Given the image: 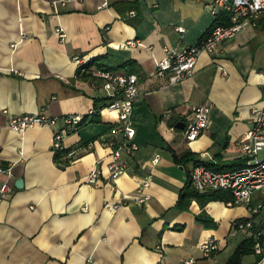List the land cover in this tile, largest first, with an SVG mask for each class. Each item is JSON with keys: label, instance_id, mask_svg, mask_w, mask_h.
I'll return each instance as SVG.
<instances>
[{"label": "crops", "instance_id": "obj_1", "mask_svg": "<svg viewBox=\"0 0 264 264\" xmlns=\"http://www.w3.org/2000/svg\"><path fill=\"white\" fill-rule=\"evenodd\" d=\"M50 1L0 0V166L7 168L0 185L11 189L0 199V264L224 263L245 235L233 221L263 220L264 204L253 213L244 202L201 204L208 189L197 190L185 207L175 203L193 159L226 169L250 158L241 139L264 97V20L200 51L193 73L169 82L168 74H156L155 62L165 46L180 50L199 40L217 15L210 0H130L137 5L130 9L121 3L129 0H66L57 11ZM73 55L82 62L98 56L114 67L133 60L127 67L138 75L131 117L138 148L115 178L103 139L117 113L101 106L104 99L94 119L69 126L62 138L76 157L65 165L53 159L52 135L62 117L86 114L104 96L77 71ZM201 101L209 103L208 124L189 141L176 124L185 125ZM34 112L56 121L20 131L5 124L10 114ZM93 169L98 176L88 182ZM147 175L150 198L142 204L135 196ZM260 199L256 193L251 203ZM201 212L214 226L197 218ZM208 238L217 248L204 256L200 243ZM241 260L264 264V255Z\"/></svg>", "mask_w": 264, "mask_h": 264}, {"label": "built area", "instance_id": "obj_2", "mask_svg": "<svg viewBox=\"0 0 264 264\" xmlns=\"http://www.w3.org/2000/svg\"><path fill=\"white\" fill-rule=\"evenodd\" d=\"M66 0H51L50 3L55 11L58 5H64ZM211 11L217 14L220 11L228 15L227 24H215L209 34L200 42L188 44L182 49L174 47H164V55L155 62V72L158 75L168 74V81L175 82L193 73L198 54L200 51H212L217 44L237 32L247 28L255 27L259 20H264V0H210ZM134 14V11H130ZM177 30L182 31V26H177ZM60 35L61 29H58ZM131 43V41H128ZM73 60L82 62V56L73 55ZM93 80L91 84L94 88L101 90L104 96L108 97L104 108L115 110L116 120L110 124L109 134L103 139V144L109 147L108 169L112 178L124 173L128 165V156L138 148V144L133 140L135 129L131 123L133 113L134 98L137 94L138 75L133 71L103 68L91 66ZM264 74V69H263ZM192 118L184 125V136L187 140L195 139L201 130L208 124L209 103L198 102L191 107ZM92 112V109L89 111ZM88 112V113H89ZM252 112V125L244 134L242 140V150L250 158L245 164L226 169H214L204 162L194 163L189 171L190 185L196 190L206 189H226L232 195L231 200L226 204L244 202L250 212H258L264 204V97L262 103L254 106ZM82 118V115L71 114L62 117L63 126L55 129L52 135L51 147L53 150L62 148V138L67 132V128L75 125ZM55 117L42 113H13L8 116L5 124L12 130L20 131L34 124H53ZM2 122L0 121V126ZM76 149H68L63 157L68 162L76 157ZM159 160V153L151 157L153 164ZM7 168L0 166V172ZM98 176V171L93 169L87 176L88 182H94ZM149 185L148 175L144 177L137 187L136 201L146 204L150 198L146 191ZM11 189L6 184L0 185V199L2 195ZM261 194V199L255 204L251 203L254 194ZM250 221L239 223L238 228L248 227ZM217 248L216 241L208 238L200 243V249L204 256H210ZM255 252H261V246L255 243ZM189 260L185 261L186 264Z\"/></svg>", "mask_w": 264, "mask_h": 264}, {"label": "trees", "instance_id": "obj_3", "mask_svg": "<svg viewBox=\"0 0 264 264\" xmlns=\"http://www.w3.org/2000/svg\"><path fill=\"white\" fill-rule=\"evenodd\" d=\"M121 3H122V7L127 8V9L137 8V5L134 3V1H130V0L129 1H122ZM227 23H228V15L226 14V12H224V11L218 12L216 17L213 19L212 23L202 33V35L200 36V38L197 42L202 41L209 34L212 26H214L215 24H227ZM99 58L100 57H98V56H94L91 59L80 62L77 65V71H79V72L82 71L83 74L89 75L90 81H92L94 78L93 75L91 74V71L89 70L90 67L93 66V64L95 66H99V67H103V68H111V69H119V67H123V68L128 69L127 71L135 72L132 68L129 69L127 67V65H131L130 63L133 62L132 59H127L126 61H124L121 64L114 67V66L105 65L103 63H99V61H98ZM100 99H104V103L101 105V106H103L107 103L108 97H106V96L96 97L94 100V106L92 108V112L83 114L81 120L77 123V125L81 122H85V120L88 116H91V120H92L99 114V108H97V107L99 106L98 101ZM68 149H70V148L62 147V148L56 149L54 151L53 159L55 162H57V164L65 165L66 163H68L67 159H65L63 157L64 152ZM183 157L182 156L180 158L175 157V159L181 160V159H183ZM185 157H187L188 159H193V157L190 158L189 155L188 156L186 155ZM198 162H204V161H200L198 159H193V163H198ZM204 163L207 164L208 166L214 168V169H221L219 167L217 168V167L212 166L208 162H204ZM197 193H198L197 190L194 189L190 185V182L188 180V183L186 184L185 188H183L179 192V195H178V198L176 200L175 205L177 207L187 206L189 197L196 195ZM210 199L231 200L232 195L226 189H221V188L208 189V191H206L202 194V198H201L200 202H201V204H203L207 200H210ZM197 218L199 220H201L206 225L214 226V224H215L213 222V219L211 217H209L207 214H205L204 212L197 214ZM246 221H250L251 224L248 227L239 228V229L245 230V235H243L242 238H240V240L236 243L232 252L229 254L226 261L222 264H245L242 262L241 259H242L243 255L248 254V253H255V261H259L263 257V255H264V219L261 221L260 220L255 221L252 217H247V216L240 217V218L235 219V221H233V228H238L237 226L239 223H241V222L245 223ZM256 242H258L259 245L261 246V252H258V253L255 252V243Z\"/></svg>", "mask_w": 264, "mask_h": 264}, {"label": "water", "instance_id": "obj_4", "mask_svg": "<svg viewBox=\"0 0 264 264\" xmlns=\"http://www.w3.org/2000/svg\"><path fill=\"white\" fill-rule=\"evenodd\" d=\"M176 126L182 128V127L184 126V123L176 124ZM20 183H21V180H20V179H17L16 182H15V184H16L17 186H20V185H21Z\"/></svg>", "mask_w": 264, "mask_h": 264}, {"label": "rangeland", "instance_id": "obj_5", "mask_svg": "<svg viewBox=\"0 0 264 264\" xmlns=\"http://www.w3.org/2000/svg\"><path fill=\"white\" fill-rule=\"evenodd\" d=\"M119 70H121V69H119Z\"/></svg>", "mask_w": 264, "mask_h": 264}]
</instances>
